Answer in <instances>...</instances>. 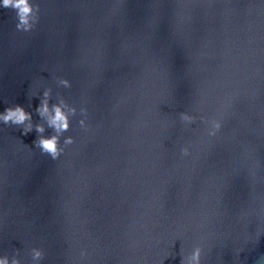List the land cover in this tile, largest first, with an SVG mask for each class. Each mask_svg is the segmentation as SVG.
Wrapping results in <instances>:
<instances>
[{
    "label": "water",
    "instance_id": "water-1",
    "mask_svg": "<svg viewBox=\"0 0 264 264\" xmlns=\"http://www.w3.org/2000/svg\"><path fill=\"white\" fill-rule=\"evenodd\" d=\"M31 2L0 7V113L45 128L0 122V257L264 264V0ZM44 99L76 112L57 159Z\"/></svg>",
    "mask_w": 264,
    "mask_h": 264
},
{
    "label": "clouds",
    "instance_id": "clouds-1",
    "mask_svg": "<svg viewBox=\"0 0 264 264\" xmlns=\"http://www.w3.org/2000/svg\"><path fill=\"white\" fill-rule=\"evenodd\" d=\"M0 7L10 8L16 12L17 16V29L23 31H29L34 27V22L38 19V6H34L31 0H2ZM65 87H70V81L67 79H60L59 81ZM44 96L47 98L49 92H45ZM37 112L41 117L47 118L48 127L53 130L51 136L40 135L34 142L35 146L39 148L42 153L50 155L53 159L60 157L64 151V147L60 144V139L65 132L70 129L71 117L76 114L73 109L71 113L65 111L60 105H53L49 107L48 100L44 99L41 106L37 109ZM81 112L86 116L87 109H82ZM182 120H189L190 117L186 113L181 114ZM31 113L27 112L22 106L16 105L15 107H8L3 113H0V122L5 124L23 125V133L27 135L35 127L38 133H44L45 128L43 125H33L31 123ZM80 125L87 128L86 120L81 119ZM219 121L215 123V129L220 128ZM74 143L73 137H67L64 140V145H71ZM183 153L187 154L188 149H183ZM44 253L40 249H33V259L40 260ZM195 264H200V250L197 249L193 253ZM0 264H18V261L13 259L11 262L7 257H0ZM184 264V261H181Z\"/></svg>",
    "mask_w": 264,
    "mask_h": 264
}]
</instances>
